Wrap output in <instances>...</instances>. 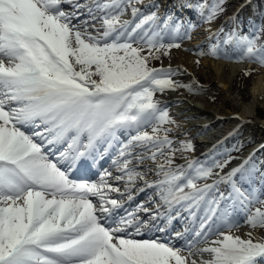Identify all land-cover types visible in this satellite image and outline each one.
I'll return each instance as SVG.
<instances>
[{
  "label": "snow or ice",
  "instance_id": "6c2138e0",
  "mask_svg": "<svg viewBox=\"0 0 264 264\" xmlns=\"http://www.w3.org/2000/svg\"><path fill=\"white\" fill-rule=\"evenodd\" d=\"M160 6L0 0V264L264 261L255 233L264 230V161L253 153L225 171L236 157L192 158V139L179 138L157 98L191 85L173 79L180 69L151 66L196 27L180 13L210 24L223 0L210 11L202 0H172L163 15ZM223 31L213 34L212 57L264 65V24L221 41ZM147 189V203L133 204Z\"/></svg>",
  "mask_w": 264,
  "mask_h": 264
},
{
  "label": "bare ground",
  "instance_id": "6f19581e",
  "mask_svg": "<svg viewBox=\"0 0 264 264\" xmlns=\"http://www.w3.org/2000/svg\"><path fill=\"white\" fill-rule=\"evenodd\" d=\"M167 2L172 3V0H164L163 4ZM244 4H246L244 13L239 16L242 21L241 25H237L234 15L228 16L222 25L205 23V27L201 30H194L193 39L182 41L180 48L174 50L171 58L161 65L163 67L171 65L173 68L180 69L181 72L176 76V79L182 84L191 85V90L184 87L190 92V96L183 93L166 92L158 97L163 105L168 106L170 115L175 119L176 125H171V127L178 126L179 138L193 140L196 150L191 153V157L200 158L213 150L222 157L227 152L244 149L241 155L235 156L236 161L225 171L236 167L253 153L256 157L257 154L263 151L261 158L258 157L257 161H264V139L255 140L257 136L255 130L263 133L262 129H264V118L261 117L262 115L259 112V105L264 106V69L253 77L251 82L252 93L249 98H246L241 87L237 86L238 82L236 81L243 69L253 67L254 62L252 63L250 60L240 61L235 58L232 60L216 59L209 54L204 62L208 79L206 83H200V77L194 75L195 57L192 51L207 40L208 43L211 40L214 41L213 34L219 32L221 26L226 27V29L231 27L232 29L239 28L251 31L252 26L257 21V6L253 0L251 5H249V0H246ZM191 13L182 12L180 14L187 19L189 16H194ZM197 15L199 18L201 17L199 14ZM124 19H131L130 12L125 15ZM182 36L187 38L183 34ZM222 37L220 34V39L223 40ZM231 47V45L226 46L227 49ZM193 76L199 78V82L192 81ZM215 94L223 95V99H214ZM197 137L200 139H197ZM253 142L255 143L249 146ZM177 163H185V161L177 160ZM145 164L151 165L152 162L146 160ZM112 169L113 166L111 165L109 170ZM114 174L116 173L114 172ZM147 178L156 180L157 176L149 173ZM211 182V180L208 181V183ZM226 189V185H221L222 191ZM149 194L153 195L152 189H147L137 195L133 204L138 201L140 195L143 197L141 200L147 203ZM152 207L154 209V206ZM183 226L181 223H175L176 230L182 231ZM169 230L171 231V229ZM249 230L248 226L242 224L237 234L244 236ZM255 233L257 236H261L264 235V230L256 229ZM212 239H215V237H212ZM200 247H204V245L202 244ZM203 258L207 259L209 257L205 255ZM190 259H196L199 262L200 257L194 256ZM261 264H264V261H261Z\"/></svg>",
  "mask_w": 264,
  "mask_h": 264
},
{
  "label": "rangeland",
  "instance_id": "374dc122",
  "mask_svg": "<svg viewBox=\"0 0 264 264\" xmlns=\"http://www.w3.org/2000/svg\"><path fill=\"white\" fill-rule=\"evenodd\" d=\"M163 1L164 0H157V2L160 3V14L163 15V13L166 11V10H170L172 8V3L170 2H167L165 4H163ZM202 2L205 4L206 6V9L208 11L211 10V7L214 6L218 0H202ZM246 2V0H223V7L225 9V11L221 14H219L217 16V18L211 22L212 24H221L225 22L226 18L228 16H232L234 15V19L236 20L237 22V25H241L242 24V21L241 19L239 18V16H241L243 13H244V10L246 8V4H244ZM254 4L257 6L258 5V2L259 0H253ZM144 3L145 4H148L149 3V0H144ZM143 7V6H141ZM257 8V21H256V24H264V6H260V7H256ZM191 14H193L194 16H189L187 19L183 18L182 15V19L185 20V22H187L189 19H191V22L193 24L196 25L195 28L191 29L190 32H189V35L187 36V38H183L182 34L180 36H176L174 38L175 42L177 43H182V41L184 40H191L193 39V36H194V30H197V29H202L203 27H205V22L203 20V17H197L198 13L196 12H192ZM201 19V20H200ZM221 28H223V32H221L220 34L223 36L222 38H224V34L233 30L231 27L226 29V27H223L221 26ZM242 30H245L247 32H251V31H248L247 29H242ZM205 32V30H203ZM203 32V33H204ZM182 38V39H180ZM222 41V39H221ZM215 42L213 40H211L209 43H208V40L206 42H204L203 44L199 45L196 47V49H194L192 51V54L193 56L195 57V64H194V67H193V71H194V75H197L200 77V83H206L207 79H208V75L206 73V67L204 65V62H205V58L207 57V55H209V49H210V46L211 44ZM261 42H264V34H261ZM177 48H173L171 49L170 51V55L168 56H162L161 57V60L157 61V60H153L151 61V66L153 67H160L165 61L169 60L171 58V55H172V52L174 50H176ZM203 52L205 53L204 55H201L200 53ZM210 57V56H209ZM216 59H219V58H216ZM240 61H247V60H240ZM249 61V60H248ZM253 63V61H252ZM254 66L251 67V68H245L243 69V71L240 73L239 75V79L236 81L238 82L237 86H240L242 91H243V95L247 98H249V96L251 95V89H252V80H253V77L258 73L260 72L262 69H264V65H261L259 64L258 62H254ZM247 73H250V74H246ZM177 77H173V79L177 80L176 79ZM199 78H197L196 76H193L192 77V81H198ZM199 82V81H198ZM166 92H174V93H183V94H186V95H191L189 91H187L186 88L184 87H181V88H178L176 90H166L164 93ZM163 93V94H164ZM162 94H158L157 95V98L159 96H161ZM214 99H223V95L221 94H215L214 96ZM259 112L260 114L262 115L261 117L264 118V106H261L259 105ZM169 113H170V110H169ZM262 132H257L255 130V134L257 135L256 136V141L258 140H263L264 139V129H262ZM197 139H200L197 137ZM193 141V140H192ZM255 142L251 143L249 146H252ZM246 149V148H245ZM244 151V149L242 150H233V152H227L226 154L222 155L223 158H227L229 155L235 157V156H239L242 154V152ZM263 151H261L259 154L256 155V157H254L256 160L261 158V155L263 154L262 153ZM236 161L233 160V162L229 165V167H231V165ZM228 167V168H229ZM152 194H150L149 196H151Z\"/></svg>",
  "mask_w": 264,
  "mask_h": 264
}]
</instances>
